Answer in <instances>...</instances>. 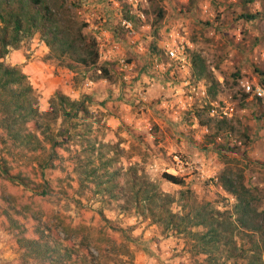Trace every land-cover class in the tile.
I'll use <instances>...</instances> for the list:
<instances>
[{"label":"rangeland","instance_id":"1","mask_svg":"<svg viewBox=\"0 0 264 264\" xmlns=\"http://www.w3.org/2000/svg\"><path fill=\"white\" fill-rule=\"evenodd\" d=\"M70 1L77 5L80 18L89 23L86 31L97 39L100 66L108 69V75L96 67L71 70L63 66L50 57V49L39 34L25 40L5 61L22 66L28 73L41 110L50 108L58 92L76 99L90 95L92 112L88 119L78 122L75 131H84L86 121L92 122L93 141L99 139H95L98 147L101 141L118 145L125 167L142 162L165 191L178 197L182 189L190 187L201 201L234 211L238 199L225 190L219 178L227 163L236 164L245 169L248 185L257 189L259 209L263 210L264 103L246 93L240 80L264 83V0ZM124 19L132 21L133 27L124 26ZM174 28L188 42L192 64L194 55L202 54L215 77L197 79L192 66V78L203 82L207 94L193 93L194 98L186 104L177 103L175 109L163 105L162 100L166 95L172 97L169 92L180 84L177 73H171L176 64L165 74L160 69L163 63L171 62L161 45L163 40L173 39L170 33ZM106 30L102 40L97 38ZM153 78L161 86L151 89L152 98L148 100ZM184 93L191 95L189 89ZM224 120L228 121L227 130L216 134ZM57 126H63L62 119ZM247 132L249 138L244 135ZM221 143L234 150L222 155ZM87 145L76 141L70 150H60L56 168L45 170L53 191L44 198L37 197L36 206L48 214L61 213L74 225L85 224L95 237L103 239V246L112 236L126 241L133 254L122 256L118 264L233 263L219 256L211 262L207 254L195 253L184 236L164 232L138 211L122 209L118 201H105L91 180L82 186L77 167L85 158L80 154ZM104 152L114 154L106 148ZM7 164L14 174L20 170L41 172L39 160L32 156L10 155ZM174 168L180 173L176 174ZM167 174L184 179L185 185L169 180ZM5 186L13 194L27 197L22 186L0 178V189ZM173 208L180 209L177 203ZM244 233L241 231L237 239L247 250L253 242ZM91 251L93 254L87 257L90 264H115L96 246ZM21 254L16 237L0 225V264H24ZM239 263L247 264L248 259L242 258Z\"/></svg>","mask_w":264,"mask_h":264},{"label":"trees","instance_id":"2","mask_svg":"<svg viewBox=\"0 0 264 264\" xmlns=\"http://www.w3.org/2000/svg\"><path fill=\"white\" fill-rule=\"evenodd\" d=\"M87 27L77 5L70 0H0V178L22 186L27 196L13 194L6 186L0 189V225L16 237L24 264H90L87 257L93 254L94 246L115 264L122 256L133 254L126 241L112 236L103 246V239L95 237L85 224L74 225L65 215L48 214L35 205L37 197L44 198L53 191L45 170L56 168L60 150H70L76 141L88 144L80 154L84 153L85 158L77 167L82 186L91 180L105 201H118L122 209L138 211L164 232L184 236L195 253L207 254L211 262L219 256L227 262L234 260L231 264H241L242 258L248 259L247 264H264V209H259L261 199L257 189L248 185L244 168L227 163L219 178L225 190L238 199L234 211L201 201L190 187L182 189L177 197L165 191L142 162L125 167L121 163L123 150L118 145L101 141L98 147L95 139H99L93 141L90 135L92 122L86 121L84 131H75L78 122L88 119L92 112V96L76 99L58 92L50 108L42 111L28 73L22 66L5 61L12 49H19L25 40L39 34L50 49V57L63 66L71 70L96 67L108 75V69L100 66L98 41L86 31ZM193 70L197 79L215 80L202 54L194 55ZM214 87L211 92L215 96ZM60 119L63 126H57ZM221 123L224 126L218 127L216 134L227 130L228 121ZM244 135L249 138L248 132ZM105 148L114 154H106ZM219 149L221 154L234 150L227 143H221ZM10 155L38 159L41 172L34 169L12 173L7 164ZM166 177L185 185L184 179L176 175ZM175 203L180 207L178 211L173 208ZM241 231L253 242L247 250L237 239Z\"/></svg>","mask_w":264,"mask_h":264},{"label":"built area","instance_id":"3","mask_svg":"<svg viewBox=\"0 0 264 264\" xmlns=\"http://www.w3.org/2000/svg\"><path fill=\"white\" fill-rule=\"evenodd\" d=\"M115 3H117V2H115ZM110 4H112V1L110 2ZM123 25L126 26L127 28L133 27L132 21H130L128 19L123 20ZM96 28H99V26H97ZM107 32L108 31L106 30L101 34H97V36H98L97 38L102 40V35H104ZM170 36H172L173 39L167 38V39L162 41V45L160 44L161 46H163V48L166 49L167 56L171 60L170 63H163V65H160L161 73L165 74L166 72H168L170 70V66L174 67V63L176 64L175 65L176 68L173 69L171 71V73L172 74L177 73L176 78H178L180 75H182L181 71L188 69L189 75H190L192 80H191V82L186 84V87H185V88H188L189 91L191 92L190 96L186 95L187 99L189 100V99L194 98L193 93L198 94V95L199 94L206 95L207 94V88L203 84V82L194 81L192 78V65H193L192 64V57H191L190 52L188 51V42L185 43L186 41H184L185 37L182 39V34L180 33V31L176 30V28H174L171 31ZM176 70H177V72H174ZM162 76H164V75H162ZM172 82H174V81H171L170 83H172ZM240 83H241V86L243 87V89L246 93H248L252 97H254V98H256V99H258L264 103V83H262L260 81H253L249 78L241 79ZM184 92H182V93H184ZM214 111H216L215 108L213 109V112ZM223 113L227 115L228 111L225 110V111H223ZM174 169H175L176 174L180 173V169H178V168H174Z\"/></svg>","mask_w":264,"mask_h":264},{"label":"crops","instance_id":"4","mask_svg":"<svg viewBox=\"0 0 264 264\" xmlns=\"http://www.w3.org/2000/svg\"><path fill=\"white\" fill-rule=\"evenodd\" d=\"M193 66V65H192ZM182 72V75H180L178 78H179V81H180V84L179 85H176L174 86L175 88L177 89H173V91H170L169 92V95L172 96V97H168L167 95L165 97H163V100H162V103L163 105L165 104L166 106L169 105L171 106L173 109H175V106L177 105V103H180V102H183V104H185L188 99L186 97V95L182 92L188 90V88H185L186 87V84H188L189 82H191V77L189 75V71L188 69H185ZM194 80V79H193ZM153 81H155V83L153 84V86L149 87V92L146 94V98H148V100H151V95L149 96V93L151 92V89L153 91V89H156L157 87H160L161 84H159L158 81H156L155 78H153ZM161 81V80H160ZM170 82H168L169 84ZM176 90L178 93H176Z\"/></svg>","mask_w":264,"mask_h":264}]
</instances>
